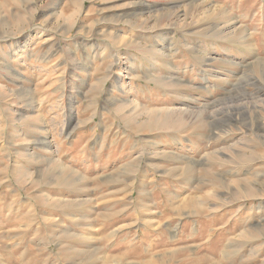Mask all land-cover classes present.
Returning a JSON list of instances; mask_svg holds the SVG:
<instances>
[{
	"label": "rangeland",
	"instance_id": "obj_1",
	"mask_svg": "<svg viewBox=\"0 0 264 264\" xmlns=\"http://www.w3.org/2000/svg\"><path fill=\"white\" fill-rule=\"evenodd\" d=\"M196 259L264 264V0H0V264Z\"/></svg>",
	"mask_w": 264,
	"mask_h": 264
},
{
	"label": "bare ground",
	"instance_id": "obj_2",
	"mask_svg": "<svg viewBox=\"0 0 264 264\" xmlns=\"http://www.w3.org/2000/svg\"><path fill=\"white\" fill-rule=\"evenodd\" d=\"M150 117V116H149ZM151 118V117H150ZM145 120V119H144ZM200 208V207H199ZM182 212V211H181ZM199 212V211H198ZM27 217L29 216L28 214L26 215ZM31 218V217H30ZM28 223H29V219H28ZM27 224V223H26ZM27 227V226H26ZM185 227L187 228V226L185 225ZM181 229H182V227H181ZM183 230H184V228H183ZM32 232V231H31ZM29 233V232H28ZM250 233V232H249ZM257 233V232H256ZM252 234H254V233H252ZM252 234L250 235V236H252ZM14 235V234H13ZM30 235V234H29ZM248 235V233L246 234V236ZM173 237H175V236H173ZM198 238V237H197ZM207 246V245H206ZM174 255V254H173ZM183 256V255H182ZM201 257V256H200ZM200 257H197V258H200ZM202 257H206V256H202ZM203 259V258H202ZM193 260V259H192ZM204 260V259H203ZM202 263V260L200 259V260H198V259H196V260H194V262L192 263V264H201ZM211 263V262H210ZM190 264V263H189Z\"/></svg>",
	"mask_w": 264,
	"mask_h": 264
}]
</instances>
